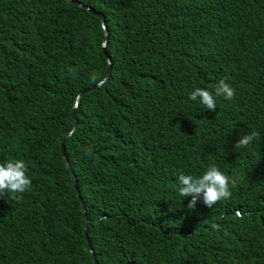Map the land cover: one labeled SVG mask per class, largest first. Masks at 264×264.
Segmentation results:
<instances>
[{
    "label": "trees",
    "instance_id": "16d2710c",
    "mask_svg": "<svg viewBox=\"0 0 264 264\" xmlns=\"http://www.w3.org/2000/svg\"><path fill=\"white\" fill-rule=\"evenodd\" d=\"M73 1L104 16L113 64L67 155L108 70L101 18L0 3V162L32 180L0 197V264H264V0ZM220 79L215 111L189 99ZM212 165L230 198L188 209L178 175Z\"/></svg>",
    "mask_w": 264,
    "mask_h": 264
},
{
    "label": "clouds",
    "instance_id": "9594fccd",
    "mask_svg": "<svg viewBox=\"0 0 264 264\" xmlns=\"http://www.w3.org/2000/svg\"><path fill=\"white\" fill-rule=\"evenodd\" d=\"M213 91L206 88H194L189 99L196 101L199 99L200 104L208 110L215 111L217 108V98L223 97L226 100H232L235 95V88L226 82V79H220L214 86ZM258 135L256 132L244 134L235 144V148H245ZM91 155V149L87 150ZM28 168L23 160H9L7 162H0V197L5 195L24 193L31 186L32 180L27 174ZM179 180V194L182 197L191 196L188 202V209L195 208L197 201L203 198V203L212 208L217 202L230 198V185L235 186L236 180L227 175L218 166L212 165L200 176L192 174L178 175ZM207 223V220L204 221ZM212 230H219L220 225L212 223L210 225Z\"/></svg>",
    "mask_w": 264,
    "mask_h": 264
},
{
    "label": "water",
    "instance_id": "95a60500",
    "mask_svg": "<svg viewBox=\"0 0 264 264\" xmlns=\"http://www.w3.org/2000/svg\"><path fill=\"white\" fill-rule=\"evenodd\" d=\"M3 1H5V0H0V3H2ZM67 1H69L70 3L75 4V5H77V6H80V7H82V8H86L87 10H89V11L92 12V13H96L95 10H93L92 8L86 7V6H85L84 4H82V3L75 2V1H73V0H67ZM96 14L99 15V17L101 18L102 24H103V26H104L105 37H104V43H103V50H104V53L106 54V56H107V58H108V62H109L108 70H107V73H106V75H105V78H104L102 81H100L99 83H97V85L94 86L93 88H91V89H89V90L83 92V93L80 94V96L78 97L77 102H76V107H75V110H74V123H75V126H74V129H73V130L69 133V135L65 138L64 143H63V144H64V145H63V150H64L65 155H67V152H66V143H67V141H68V140L74 135L75 130H76V127H77V124H78L77 112H78V109H79V107H80V105H81V101H82L83 96H84L85 94H87V93H89V92H91V91L97 89L98 87L102 86V85H103V84L109 79L110 71H111L112 64H113V62H112V58H111V57L107 54V52H106V49H107V43H108V29H107V27H106V25H105V19H104V16H103L102 14H100V13H96ZM75 180H76V187H77V190H78V192L80 193V190H79V184H78V180H77V177H76V176H75ZM85 213H86V212H85ZM86 215H87V214H86ZM86 232H87V233L89 232L88 220L86 221ZM90 248H91V251L93 252V247L90 246Z\"/></svg>",
    "mask_w": 264,
    "mask_h": 264
}]
</instances>
